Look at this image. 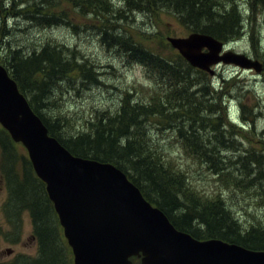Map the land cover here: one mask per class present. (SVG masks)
Segmentation results:
<instances>
[{
	"label": "rangeland",
	"instance_id": "obj_1",
	"mask_svg": "<svg viewBox=\"0 0 264 264\" xmlns=\"http://www.w3.org/2000/svg\"><path fill=\"white\" fill-rule=\"evenodd\" d=\"M32 2L0 0L1 59L12 58L17 51L39 54L45 47L55 49V46H61L66 60L85 66L86 76H70L73 84L64 80L51 83L43 100V105L48 106L43 115L52 123H62L61 136L66 142L95 129L102 114L115 117L127 102L136 109L138 104L144 105L147 107L145 110L153 109L146 111L152 114L140 115L141 123L132 127L131 133L134 140L146 142L152 159L157 156L163 165L171 166L169 175L165 170L166 175L154 173V179L162 188L166 183L171 185L170 178L173 177L176 186L170 193L178 204L168 208L148 185L145 172H153L145 158H141L145 163L142 174L129 162L136 161L133 155L128 162H118L127 177L131 179L132 176V183L136 186L140 183L144 194L160 202L163 209L171 210L172 215L185 212V207H189V197L203 203L220 199L240 225L242 234L253 229L264 230V191L256 186L234 184L236 179L246 182L259 172V164L251 165L253 172L242 168L250 155L262 158L264 169V70H241L232 63L213 69V74L194 69L168 40V37H188L193 32L182 25L175 14L166 10L156 14L140 11L123 13L122 19L114 20L113 29L104 35L102 24L98 25L95 18L79 15L65 2L60 7L64 8L62 11L67 17L65 22L49 24L34 21L28 15H22L29 12H24L25 7ZM237 2L240 3L244 24L242 32L227 42L228 51L246 54L264 64V9L253 13L248 0ZM111 3L115 9L124 5L122 0H111ZM111 34L122 39L123 44H116ZM130 39L174 64L178 70L180 64L191 68L188 79L177 85H185L187 91L184 96L191 94L188 96L190 102L184 101V96L168 102L172 97L169 88L175 81L149 72L140 62L132 60L125 45ZM70 74L75 77L74 72ZM154 96L160 103L150 104ZM107 120L105 117L103 123L106 124ZM0 135L4 136L1 126ZM192 135L197 136L195 143L182 138ZM9 145V163L0 146V264L11 262L15 256L19 257L18 261L9 264H18L21 260L20 264L34 261L40 242L46 243L41 237L42 229L49 233L51 242L57 243L64 264H74L72 249L58 216L50 201L44 198L46 189H41L42 184L32 165L27 163L30 160L26 148L13 140ZM192 148H201L222 162L224 169L221 172L225 173V179L211 164L201 166L202 163L195 160ZM157 165L160 164L157 162ZM10 166L15 170V178L7 172ZM25 176L35 184L37 192L41 191L46 207L45 215L38 223L34 222L30 209L20 208L12 202L13 187Z\"/></svg>",
	"mask_w": 264,
	"mask_h": 264
},
{
	"label": "trees",
	"instance_id": "obj_2",
	"mask_svg": "<svg viewBox=\"0 0 264 264\" xmlns=\"http://www.w3.org/2000/svg\"><path fill=\"white\" fill-rule=\"evenodd\" d=\"M27 1L31 2V0ZM63 2L70 5L79 15L83 17L92 16V18H95L98 25L102 24L101 30L104 35H108L110 28L113 29L114 20L122 19L121 14L136 11L151 14H156L162 10L172 12L177 16L180 23L186 26L190 31L213 36L224 43L237 37L239 33L242 32L244 24L239 11L240 3H238L237 0H122L124 5L120 9H115L111 0H33L32 5L28 4V6L25 7L26 10L24 12H29L22 13V15H28L32 20L39 21V23L54 24L58 21L65 22L67 17L65 12L62 11L64 8H60ZM248 4L253 13L260 12L264 9V0H248ZM33 9H36V11ZM91 20L94 21L93 19ZM111 38L116 44H123L122 39L119 37H114L113 34H111ZM125 45L129 49L132 60L140 62L148 68L147 70L149 72H156L160 75H164L165 78L175 81L172 86L173 88H169V93L172 94V97L168 99V102L184 96V93L187 91L185 85H177L188 79L190 67L180 64V69L178 70L174 64L154 54V52L144 48L142 45L136 44L131 39L128 40V43ZM55 47V49L45 47L40 50L41 52L39 54L36 52H26L22 54L20 51H17L13 53L12 58L3 57L4 59H1V64L7 67V70L9 69L8 71L11 77L17 82L20 91L27 98L29 96L31 97H29V103L34 112L48 128L49 134L55 137L73 155L104 163H115L119 168L121 165L118 162H121V160H126L128 162L134 156L136 161L129 162L132 163L133 169L135 168V170L141 174L142 169L145 167V163L141 158H145L148 165L151 166L150 171L153 172H145L148 185L152 187L153 191L159 197H161L162 202H164L168 208H174V206L178 204V200L170 193L176 186L173 183V177L170 178L171 185L166 183V186L164 185L162 188L156 185L157 183L154 179V173L160 175L163 173L166 175L165 170L169 175L168 169H171V166L163 165L160 161L161 159L159 160L157 156H153L152 159L149 152L150 148L147 147L146 142L134 140V135L131 133L132 127L140 125V115H151L152 113H147L146 111H152L153 109L145 110L144 108L147 107L141 104H138L136 109V107L130 106L127 102L125 106L122 107V111L115 117L102 114L95 129H90L85 135L78 136L70 142H66L61 136L62 123H52L43 115L45 110L48 109V106L43 105V100L46 99L51 83L64 80L73 84L72 78L86 76V68L84 65H77L75 61L66 60L62 47ZM81 67H84L81 72H76V70ZM71 72L75 73V77L70 74ZM190 95L191 94L184 96V101L190 102L188 100V96ZM158 103H160V100L157 96H154L150 104ZM105 117L108 119L106 124L103 123ZM117 123H119V126H116ZM3 135L4 136L0 135V146L4 149L2 152L5 151L4 158L8 162L10 158L8 151L11 146L9 144L12 140L5 129H3ZM193 136L195 135H192V137L184 136L182 138L190 143H195L197 136ZM123 139L124 142L122 141ZM143 144L146 148H144ZM100 147L107 148L109 151L100 149ZM192 149L194 151L193 156L195 160L198 163H202L201 166H208L211 164L210 166H213L214 170L223 177L225 173L221 172V170L224 169L222 162L214 159L212 155L205 153L201 148ZM155 160L160 165H157ZM163 162H165L164 159ZM27 163L31 164L28 161ZM154 164L157 166L152 167ZM256 164L260 166L258 169L259 172L255 177H251L246 182L236 179L234 180V184L236 186H256L264 191L262 158L257 159L255 155H250L245 159L242 168H245L248 172H253L251 165ZM7 172L14 178L17 176L15 170L11 166L8 167ZM29 176L31 177L30 173ZM130 178L132 181V176ZM223 179L225 178L223 177ZM39 181L42 184L41 189L43 188L44 190L46 185L41 180ZM15 185L16 186L13 187L14 195L12 202H15L20 208L30 209L35 220L43 218L46 207L44 202H42L41 191L39 190V192H37L38 190L35 184L33 185L32 181L27 176H25L22 182H16ZM139 185L138 187L142 190V185L140 183ZM26 188H29L30 192H27L28 189L26 190ZM178 192H181V185ZM43 194L44 198L49 200L45 190ZM146 198L150 202L157 204L178 230L189 233L198 240L219 239L254 251H264V230H261V228L253 229L248 233L242 234L240 225L238 222L234 221L231 213L226 210L220 199L216 202L206 200L207 202L203 203V201H194L193 198L189 197V207H185V212L180 215H172L171 210L163 209L161 203L157 200L149 196H146ZM194 221H196V224L193 223ZM41 237L44 238L46 243L40 242L41 248L39 256L34 261L30 262V264H64L63 254L60 253L57 243L54 244L53 241H50L49 233L43 229L41 231ZM132 262L133 264H141V259L132 258Z\"/></svg>",
	"mask_w": 264,
	"mask_h": 264
},
{
	"label": "water",
	"instance_id": "obj_3",
	"mask_svg": "<svg viewBox=\"0 0 264 264\" xmlns=\"http://www.w3.org/2000/svg\"><path fill=\"white\" fill-rule=\"evenodd\" d=\"M168 40L193 68L211 74V67L221 62L262 70V63L244 54H221L224 44L207 34ZM0 124L15 143L25 146L46 184L74 264H132V257L141 258V264H264V252L217 239L201 241L178 231L122 170L74 156L49 135L1 64V54Z\"/></svg>",
	"mask_w": 264,
	"mask_h": 264
},
{
	"label": "flooded vegetation",
	"instance_id": "obj_4",
	"mask_svg": "<svg viewBox=\"0 0 264 264\" xmlns=\"http://www.w3.org/2000/svg\"><path fill=\"white\" fill-rule=\"evenodd\" d=\"M50 205H51V207H52V204H51V203H50ZM41 219H42V218L35 220V219L33 218V220H34L35 223L40 222ZM42 230H43V229H42ZM17 258H19V257H18V256H15L14 259L11 260V262H9V263H15V262H17V261H18ZM9 263L5 262V264H9ZM18 263H20V261H19Z\"/></svg>",
	"mask_w": 264,
	"mask_h": 264
}]
</instances>
